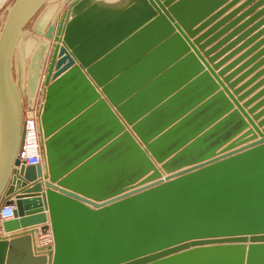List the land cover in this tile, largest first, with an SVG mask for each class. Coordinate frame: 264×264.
Listing matches in <instances>:
<instances>
[{
    "label": "water",
    "instance_id": "95a60500",
    "mask_svg": "<svg viewBox=\"0 0 264 264\" xmlns=\"http://www.w3.org/2000/svg\"><path fill=\"white\" fill-rule=\"evenodd\" d=\"M47 1L0 30V264H264V0H63L28 164L12 54Z\"/></svg>",
    "mask_w": 264,
    "mask_h": 264
},
{
    "label": "rangeland",
    "instance_id": "374dc122",
    "mask_svg": "<svg viewBox=\"0 0 264 264\" xmlns=\"http://www.w3.org/2000/svg\"><path fill=\"white\" fill-rule=\"evenodd\" d=\"M14 2H15V0H0V30L2 28L4 18L6 17V14H7L6 12H7L8 8H11V5ZM58 2H60V0H57L56 2H53V3H56V5H55L56 6V11L59 9L58 8V4H59ZM50 5H53V4H51V3H48L47 5L44 4L43 8H46L48 6L50 7ZM43 8L40 9V10L43 11ZM47 10H48V8H47ZM64 10H65V8H64ZM53 12H54L52 14L53 18H51L50 20H47L48 22L43 19L44 13L46 15V14H48V12L42 13L43 14L42 16L38 12L34 16L33 20L31 22H29L24 27V33H23L24 35L19 37V39L17 41V44H16V46L14 48V52L12 54V58H13V75H14V79H15V82H16V85H17V88H18V91H19L20 95L24 94V90L26 88L25 87V80H23L22 77H21V70H20V67H19L20 66L19 61L22 60L21 57L23 56V52H22L23 48H22V46H24V49H25V48L29 47V44H31V46H32L33 44L38 42V35L39 34H36L33 31L34 23L36 22V20L38 18H39V26L40 27H42L45 24V22L48 23V24L53 23L56 20V18H55L56 13H55V11H53ZM47 16H49V15H47ZM43 38H44V36H43ZM25 50H26V53H27L28 49H25ZM24 60H25V66H26L27 62H28V55L26 56V58ZM0 84H1V82H0ZM1 87H0L1 88V92L4 94V99L1 102V111L3 113H6V112L12 113L13 111H12V107H11V104H10V99L6 95V92H5V89H4L3 85H1ZM24 116H25V111H24V106H23V118H24ZM1 122H3V125H1L2 127L7 125V123L6 124L4 123L5 122L4 117L1 118ZM10 125H11V122H10ZM9 141L7 142V140H6V143H9ZM5 153H6L5 151H4V153H2V158L1 159H3ZM1 163H2V161H0V166H1Z\"/></svg>",
    "mask_w": 264,
    "mask_h": 264
},
{
    "label": "built area",
    "instance_id": "2783aa9c",
    "mask_svg": "<svg viewBox=\"0 0 264 264\" xmlns=\"http://www.w3.org/2000/svg\"><path fill=\"white\" fill-rule=\"evenodd\" d=\"M34 111L33 115L30 118H26V116L23 118V121L25 123V138L23 143V152H22V159L26 161L28 164H42V145L43 141L40 139V133H39V126H40V118L39 115L42 111V103H43V92L40 89H38L35 98H34ZM26 118V119H25ZM29 134L32 137V143L35 146V161H30L28 157L25 156L26 152V145L29 142ZM13 218V206L11 205H2L0 207V222L10 220ZM38 241L41 244H47L51 243L52 238L50 234L40 235L38 237Z\"/></svg>",
    "mask_w": 264,
    "mask_h": 264
},
{
    "label": "bare ground",
    "instance_id": "6f19581e",
    "mask_svg": "<svg viewBox=\"0 0 264 264\" xmlns=\"http://www.w3.org/2000/svg\"><path fill=\"white\" fill-rule=\"evenodd\" d=\"M50 0H48L47 2H46V5L48 4V2H49ZM50 3V2H49ZM63 4H64V2H62ZM47 11V10H46ZM48 11H49V9H48ZM47 11V12H48ZM52 12V11H51ZM45 15V14H44ZM47 15H49V13L48 14H46L45 16H43V19L45 20V21H47V20H49V19H51V18H53V15L51 14L50 16H47ZM31 43V42H30ZM30 47H31V44H29V47H27V48H25V49H28L27 51H29L30 50ZM25 53H26V50H25ZM21 61H19V64H20V69L22 68V67H24L25 66V56L23 55L22 57H21ZM20 99H21V103H22V105L24 106V111H25V116H26V118H30L32 115H33V111H34V106H35V103H34V99H33V101H32V103L31 104H28V96H27V90H26V88H25V90H24V94L23 95H20ZM24 116V117H25ZM25 118V119H26ZM29 142H28V144L26 145V152H25V156L26 157H28V159L30 160V161H35V146H34V144L32 143V137H31V135L29 134Z\"/></svg>",
    "mask_w": 264,
    "mask_h": 264
},
{
    "label": "crops",
    "instance_id": "0c3cea01",
    "mask_svg": "<svg viewBox=\"0 0 264 264\" xmlns=\"http://www.w3.org/2000/svg\"><path fill=\"white\" fill-rule=\"evenodd\" d=\"M57 0H50V3L51 4H53V5H50V7L48 6V7H46V8H43V11L44 12H47L48 10H47V8L49 9V11H48V13H49V16H50V14H53L54 12L53 11H55V13H56V16H55V18H57L59 15H60V13L64 10V8H65V5L62 3L63 2V0H60V2H58L59 4H58V10L56 11V3H53V2H56ZM244 0H241L239 3H237L234 7H236V6H238L239 4H241L242 2H243ZM55 6V7H54ZM259 8H261V7H258L256 10H258ZM47 10V11H46ZM42 10H40L39 11V14L42 16L43 14L42 13H44ZM52 11V12H51ZM45 14V13H44ZM45 16V15H44ZM50 20V19H49ZM48 22V21H47ZM50 24H48V23H46L45 22V24L42 26V27H38V30L40 31V34L38 35V40H40V39H43V34L46 32V28L49 26ZM264 26V25H263ZM33 28H34V26H33ZM35 45H36V43L35 44H33L31 47H30V50L29 51H27V53H26V55H28L29 56V54L33 51V49H34V47H35Z\"/></svg>",
    "mask_w": 264,
    "mask_h": 264
}]
</instances>
